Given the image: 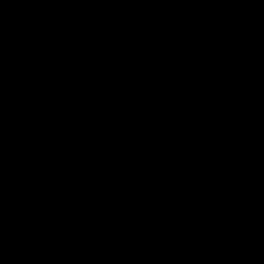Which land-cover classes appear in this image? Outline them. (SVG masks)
Listing matches in <instances>:
<instances>
[{
    "label": "water",
    "instance_id": "water-1",
    "mask_svg": "<svg viewBox=\"0 0 264 264\" xmlns=\"http://www.w3.org/2000/svg\"><path fill=\"white\" fill-rule=\"evenodd\" d=\"M0 264H264V0H0Z\"/></svg>",
    "mask_w": 264,
    "mask_h": 264
}]
</instances>
